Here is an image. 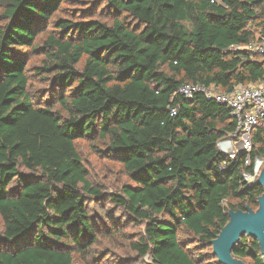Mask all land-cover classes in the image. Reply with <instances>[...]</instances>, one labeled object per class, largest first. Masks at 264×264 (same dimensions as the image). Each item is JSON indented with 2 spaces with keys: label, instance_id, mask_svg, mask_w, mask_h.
I'll list each match as a JSON object with an SVG mask.
<instances>
[{
  "label": "trees",
  "instance_id": "obj_1",
  "mask_svg": "<svg viewBox=\"0 0 264 264\" xmlns=\"http://www.w3.org/2000/svg\"><path fill=\"white\" fill-rule=\"evenodd\" d=\"M68 2L0 0V264L85 263L117 237L131 254L125 264H219L211 242L228 213L256 211L264 193L243 177L255 157L264 168V125L251 135L249 165L244 153L225 157L216 145L236 129L229 109L180 89L229 93L264 81L260 57L231 49L264 41V0H97L109 21L96 12L54 21ZM44 36L37 71L51 90L37 106L26 53ZM79 141L102 145L128 175L108 202L140 222L133 239L110 209L89 210L84 195L102 197ZM231 254L264 264L250 237Z\"/></svg>",
  "mask_w": 264,
  "mask_h": 264
},
{
  "label": "rangeland",
  "instance_id": "obj_2",
  "mask_svg": "<svg viewBox=\"0 0 264 264\" xmlns=\"http://www.w3.org/2000/svg\"><path fill=\"white\" fill-rule=\"evenodd\" d=\"M102 6L97 7V0H69L68 3L63 4L60 13L55 16L54 21L58 18L73 19L77 17L87 18L91 17L94 12L95 19L101 22L109 21V16L105 9H101ZM51 33H47L54 37L60 36L55 28L48 27ZM45 36L37 40L39 48L36 52L28 51L26 54V75L28 77V92L35 105L41 106L46 104L49 99L51 87L49 86L48 72H39L37 69L43 68L45 65V55L41 52L43 41ZM104 147L100 144L91 143L87 141L77 142V150L82 159L85 168L88 171L90 184L101 192L100 199L94 196L84 195L89 210L96 214L98 209H110L113 216L118 217L120 211L117 207L108 202V199L114 195H120V190L123 185L130 184V179L125 173L123 168L112 158L106 156L104 151H101ZM124 215V214H123ZM123 221L126 219L122 215L119 216ZM123 230L126 232V238L133 239L142 231L140 222L134 218H128L126 222H123ZM0 229H2V221L0 219ZM101 254V255H100ZM99 257L96 260H88L85 263L75 261V264H125L124 259L130 256V252L126 249V241L120 237L115 239H103L98 244L97 248L93 251V256ZM134 261V262H132ZM131 264H151L150 260L145 257L143 261L131 260Z\"/></svg>",
  "mask_w": 264,
  "mask_h": 264
},
{
  "label": "built area",
  "instance_id": "obj_3",
  "mask_svg": "<svg viewBox=\"0 0 264 264\" xmlns=\"http://www.w3.org/2000/svg\"><path fill=\"white\" fill-rule=\"evenodd\" d=\"M231 49L245 51L252 57L258 56L264 61V41L232 46ZM180 93L186 98H192L194 94L201 93L208 100H214L229 109L230 116L236 122V129L233 134L217 142V150L221 155L231 159L237 153H244L245 165H249L253 149L251 135L254 130L264 125V81L238 86L229 93H223L213 86L206 88L201 85L185 84L181 87ZM262 169L263 160L255 157L252 175L243 174L247 185L255 183Z\"/></svg>",
  "mask_w": 264,
  "mask_h": 264
},
{
  "label": "water",
  "instance_id": "obj_4",
  "mask_svg": "<svg viewBox=\"0 0 264 264\" xmlns=\"http://www.w3.org/2000/svg\"><path fill=\"white\" fill-rule=\"evenodd\" d=\"M264 190V168L255 181ZM229 221L219 235L211 242L212 253L219 264H244L232 256L231 252L244 236L257 241L264 257V193L258 198L256 211H230Z\"/></svg>",
  "mask_w": 264,
  "mask_h": 264
}]
</instances>
